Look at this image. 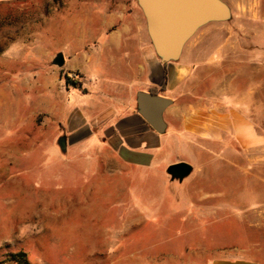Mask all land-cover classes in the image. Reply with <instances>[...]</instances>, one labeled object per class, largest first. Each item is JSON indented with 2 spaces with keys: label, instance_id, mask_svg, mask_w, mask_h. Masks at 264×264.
Wrapping results in <instances>:
<instances>
[{
  "label": "rangeland",
  "instance_id": "obj_1",
  "mask_svg": "<svg viewBox=\"0 0 264 264\" xmlns=\"http://www.w3.org/2000/svg\"><path fill=\"white\" fill-rule=\"evenodd\" d=\"M92 2L0 3V264H19L18 253L27 264H264V0H228L231 18L198 28L182 51L199 61L194 42L232 45L224 71L262 142L222 153L215 171L194 150L203 172L183 180L165 164L104 173V151L70 136L85 92H74L84 80L74 66L91 46L81 30L102 19ZM60 52L61 68L52 64ZM226 74L215 75L223 87Z\"/></svg>",
  "mask_w": 264,
  "mask_h": 264
},
{
  "label": "crops",
  "instance_id": "obj_2",
  "mask_svg": "<svg viewBox=\"0 0 264 264\" xmlns=\"http://www.w3.org/2000/svg\"><path fill=\"white\" fill-rule=\"evenodd\" d=\"M222 1L231 10L228 0ZM92 3L88 8L100 12L102 19L81 30L89 34L91 46L82 55L83 64L74 66L84 75L82 87L74 92H85L75 95L76 124L69 133L76 144L87 140L89 146L104 151L100 162L109 165L104 173H124L129 168L158 172L163 164L166 172L180 163L191 166V173H202V164L191 157L194 150L203 152L208 158L205 162L215 171L219 168L214 163L221 162L222 153L230 155L239 147L262 142L240 108L245 101L239 100L229 85L232 73L224 71V52L232 45L194 42L190 50L202 53L203 59L196 61L182 53L177 62L163 64L155 55L134 0ZM215 28L209 27L207 32ZM219 72L227 73L225 87L223 79L215 76ZM206 82L210 86L204 89ZM152 90L172 101L163 114V134L154 131L137 112L136 94ZM82 130L86 136L80 135ZM208 264L257 263L222 257Z\"/></svg>",
  "mask_w": 264,
  "mask_h": 264
},
{
  "label": "water",
  "instance_id": "obj_3",
  "mask_svg": "<svg viewBox=\"0 0 264 264\" xmlns=\"http://www.w3.org/2000/svg\"><path fill=\"white\" fill-rule=\"evenodd\" d=\"M142 12L146 32L156 57L163 64L179 60L186 43L198 28L211 22H226L231 10L222 0H134ZM52 64H65L63 53H57ZM137 112L158 134L166 131L163 114L172 101L147 92L136 94ZM58 146L66 151V138H59ZM192 171L185 163L171 165V178L183 180Z\"/></svg>",
  "mask_w": 264,
  "mask_h": 264
},
{
  "label": "trees",
  "instance_id": "obj_4",
  "mask_svg": "<svg viewBox=\"0 0 264 264\" xmlns=\"http://www.w3.org/2000/svg\"><path fill=\"white\" fill-rule=\"evenodd\" d=\"M65 78H66L65 83H66L67 85L73 87L74 89L78 88L79 83H77L76 81L72 80L71 78H69V77H67V76H65ZM164 78H165V80H166V73L164 74ZM163 88H164V86H163ZM163 88H162V90H163ZM151 93H152L153 95H157V94H158L157 90H152ZM15 258H18L17 261H15V262H17V263H19V264H27V261H26V259L24 258V254H23V253H18V255H16Z\"/></svg>",
  "mask_w": 264,
  "mask_h": 264
},
{
  "label": "built area",
  "instance_id": "obj_5",
  "mask_svg": "<svg viewBox=\"0 0 264 264\" xmlns=\"http://www.w3.org/2000/svg\"><path fill=\"white\" fill-rule=\"evenodd\" d=\"M68 76H69L70 78L72 77V75H70V74H69Z\"/></svg>",
  "mask_w": 264,
  "mask_h": 264
}]
</instances>
